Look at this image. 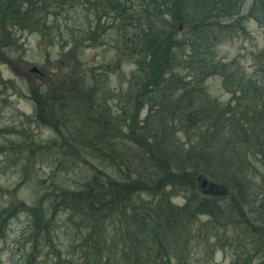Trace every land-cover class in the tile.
I'll use <instances>...</instances> for the list:
<instances>
[{"label":"trees","instance_id":"16d2710c","mask_svg":"<svg viewBox=\"0 0 264 264\" xmlns=\"http://www.w3.org/2000/svg\"><path fill=\"white\" fill-rule=\"evenodd\" d=\"M244 2L0 0L1 48L10 47L13 28L38 33L47 43L61 38L52 33L58 30V17L78 10L85 13L82 29L77 35L67 32L70 42L64 44L101 45L106 39L120 60L111 57L89 71L78 69L59 85L64 100L44 96L42 116L56 134L50 144L59 155L53 158L55 168L80 161L92 175L54 184L58 194L48 196V207L40 203L29 209L35 249L44 240L41 235L48 236V219L60 209L66 210L76 240L87 244L95 264H170L179 259V232L187 230L179 224L183 211L189 221L208 218L210 239L221 241V249L252 260L261 251L257 264H264V190L252 180L264 173L248 159L264 149V73L256 81L243 78L239 70L235 78L215 53L224 35L240 29ZM248 12L264 23V0H253ZM120 63L134 69L110 89L106 76ZM181 70L189 71L191 79L184 81ZM216 74L231 88L225 104L207 99L203 86L206 77ZM143 110L146 115L140 118ZM110 166L117 167L115 178L106 174ZM197 176L223 193L198 192ZM179 193L183 204L175 207L170 199ZM4 218L0 213V240ZM115 218L121 223L115 230L124 226V231L112 239L106 229ZM227 228L246 238L239 236L242 241L233 240L232 247L219 234ZM243 239L255 243V250L245 253ZM60 257L53 258L56 264ZM81 257L85 260L86 253Z\"/></svg>","mask_w":264,"mask_h":264},{"label":"rangeland","instance_id":"374dc122","mask_svg":"<svg viewBox=\"0 0 264 264\" xmlns=\"http://www.w3.org/2000/svg\"><path fill=\"white\" fill-rule=\"evenodd\" d=\"M252 1L245 0L240 9L238 14L240 29L224 35L216 44L215 53L216 59L222 61L235 78L239 75L235 73L240 70L243 78L259 81L263 79L262 73H264L262 72L264 23L261 17H258L257 11L253 16L260 18L261 21L249 15ZM83 17L85 13L78 10L64 11L54 24L58 30L52 31L53 34L62 37H55L50 43L42 39L38 33L18 31L13 28L10 47L0 46V213L5 217L6 225L0 240V264H56L54 260L57 256H61L58 264H65L68 261L73 264H95V259L87 251V244L81 239L76 240L75 230L67 223L66 210L58 209L52 218L48 219V236L41 235L44 240L37 243L36 249L33 247L34 236H32L31 219L28 217L31 207L40 203L42 209L48 207L49 203H46L48 196L58 194L56 188L52 186L78 182L92 175L89 167H84L80 161H76L79 163L77 165L69 163L71 165L68 169L55 168L53 158L59 155L55 149H51L50 144L53 138L56 139V134L49 126L50 123H46L43 119L45 118L42 116L43 109L40 108L43 106L44 96L59 97L62 100L66 98L65 91H62L59 85L66 78L72 77L78 69L89 71L88 69L110 60L111 57L120 61L119 58L114 57L106 39L101 45L83 43L78 47L75 45L72 47L70 43L64 44V41L70 42L69 38H66L67 32L77 35L80 28L82 29L79 24ZM178 29L181 32L180 38H183L185 30L181 26ZM31 68H35L36 72L31 73ZM133 69V65L124 63L121 66L120 63L119 68L107 74V87L117 89L121 74L128 78V73ZM188 72L179 71L180 76L182 78L184 76V81L191 79ZM224 81L226 80L218 74L205 78L203 86L207 99L215 98L223 104L229 101L231 88L226 87ZM145 115L146 110H143L140 118ZM39 118L43 124L37 120ZM24 147L28 150H17ZM253 157L255 158L248 159L257 166L259 174L262 175L264 149L262 154L255 152ZM116 170L117 167L110 166L106 174L115 178ZM205 179L210 182L209 179ZM252 180L253 184L259 185L264 190V182H262L264 174L262 177L256 175ZM198 190L202 193V189L198 188ZM182 197L183 193H179L178 197L170 199V203L175 207H181ZM9 207L18 210L3 213V210L8 211ZM180 213L178 215L180 223H178L181 226L186 225L187 230L179 232L181 245L178 249L179 259H170V264H257L256 258L261 251L255 252L252 260V257H238L234 254V250L228 247L223 250L219 244L221 241L216 243L215 240L210 239L213 224H209L208 218L197 216L194 221H189L185 212ZM119 223L118 218H115L109 223L110 225L107 224L106 232L107 235L111 232L110 238L114 239L115 235L124 231V226L118 232L115 230L118 225L121 226ZM219 234L223 240L226 237L228 242H232V247L236 244L233 240L242 241L240 237L246 238L229 228L220 231ZM46 238L50 240H47L49 243L46 242ZM247 239L250 241L249 238ZM243 240L246 243L245 253L255 250V243L250 242L249 245L247 240ZM49 244H52L51 248ZM236 252L240 253V251ZM83 253H86L85 260L81 257Z\"/></svg>","mask_w":264,"mask_h":264},{"label":"water","instance_id":"95a60500","mask_svg":"<svg viewBox=\"0 0 264 264\" xmlns=\"http://www.w3.org/2000/svg\"><path fill=\"white\" fill-rule=\"evenodd\" d=\"M30 72L35 73L36 69L31 68ZM196 181L198 183V188L202 189L203 194H214L215 192L219 194L223 193L221 188L217 187L215 184L211 182H208L204 177L197 176Z\"/></svg>","mask_w":264,"mask_h":264}]
</instances>
